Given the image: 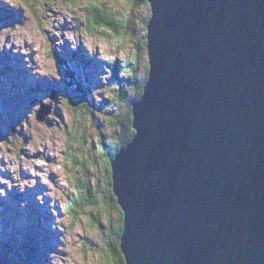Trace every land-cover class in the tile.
<instances>
[{"label":"water","instance_id":"obj_1","mask_svg":"<svg viewBox=\"0 0 264 264\" xmlns=\"http://www.w3.org/2000/svg\"><path fill=\"white\" fill-rule=\"evenodd\" d=\"M147 1L148 79L111 166L126 263L264 264V0Z\"/></svg>","mask_w":264,"mask_h":264},{"label":"rangeland","instance_id":"obj_2","mask_svg":"<svg viewBox=\"0 0 264 264\" xmlns=\"http://www.w3.org/2000/svg\"><path fill=\"white\" fill-rule=\"evenodd\" d=\"M92 2L115 13L121 35L88 28ZM150 16L138 0H0V33L13 30L0 41V264H120L109 243L124 221L102 145L117 142L130 80L146 75ZM42 106L51 109L40 120ZM89 176L88 195L107 191L73 220L70 198L88 193Z\"/></svg>","mask_w":264,"mask_h":264},{"label":"trees","instance_id":"obj_3","mask_svg":"<svg viewBox=\"0 0 264 264\" xmlns=\"http://www.w3.org/2000/svg\"><path fill=\"white\" fill-rule=\"evenodd\" d=\"M138 1H142L143 4L150 5L147 0H138ZM91 4L93 5L91 7L89 6V4L87 5L86 21H87L88 28L91 30L92 29L93 30L94 29H107V30H112V31L114 30L116 32L117 36L121 35L122 32L118 28L120 21L118 20V18L116 19V17L114 16L115 13L109 12L106 8H104V6H101L99 4H95L94 2H92ZM96 5H98V7ZM93 9L97 10L98 12L94 11ZM117 20L119 22H117ZM146 24H148V21ZM145 45L147 46V42H145ZM137 63L139 65V60H137ZM75 64H77V63H75ZM146 70H147L146 75L144 76V78L142 79L141 82L137 81L136 76L130 80V82L137 85V91H136L134 97H131V100H129V101H131V107L129 106L130 109L127 111V113L123 114V115L118 114V116H120V118H118V120L122 126L120 127V130L118 132L117 142H115L113 145H108L107 142L103 141V145H102L105 157L107 154L108 158H109V159H107V163H109L108 167L105 169V174L108 177L106 182L109 185V187L111 186L110 189L108 187L109 193L110 192L112 193L113 204H115L117 207H120V205L118 203L117 196L115 195L114 190H113V186H112L113 185V178H112V169L110 166V161H112L116 157V155L119 153V151L124 146H126L132 140V138L135 135V130L133 129V113H132L133 102L140 99V97L142 96V94L144 92L145 84H146L147 79H148L149 66H146ZM70 74H72L74 76V71H70ZM84 93H86V91H84ZM120 95L123 98L127 96L126 95V89H124L123 84H121ZM84 96H86V95H84ZM127 97H129V96H127ZM73 103L72 104L75 105L78 102L77 103L73 102ZM77 105H79L80 108H83L82 105H80V103H78ZM85 105H87V103H85ZM83 136L79 137V135H77V136L75 135V137L73 139L75 140V139L81 138L82 139L81 143H86V139H84ZM90 177L91 176H89L87 182L85 180H82V179H81L82 181L80 180L82 183V187H85V184H86V187L88 189V193H85L83 195L84 192L82 191V189H80V186L78 184V186H79L78 187V193H74V196H71V198H70L71 199L70 200L71 205H69V210L72 213L73 220H74V217L76 220L78 218V216L80 215L81 209H80V206H78V204L81 205L82 207L85 205H86V207H88L90 205L92 206V204L94 203V201L96 199L95 197H98L97 195L100 192L107 191V189L105 187H104V189L101 190V188H99L98 186H94V188L92 187L90 189L91 190L90 195H88L89 194V187L91 186L90 185V183H91ZM103 200H104V196H103ZM121 211H122V209H121ZM76 212H78V214H76ZM91 214L93 215L92 212H91ZM122 215H124V214L122 213ZM122 218L124 219L123 216H122ZM123 228H124V224L121 223V227H120L119 233L117 235V240H115V244L113 245V247H112L113 240L110 241L109 249H111V251H113V256L118 261V263L127 264L125 257H124V254H123V251H122V247H121V237H122Z\"/></svg>","mask_w":264,"mask_h":264},{"label":"clouds","instance_id":"obj_4","mask_svg":"<svg viewBox=\"0 0 264 264\" xmlns=\"http://www.w3.org/2000/svg\"><path fill=\"white\" fill-rule=\"evenodd\" d=\"M13 31L12 29H6L3 33H0V41L3 40V36L6 35L8 32ZM24 31V29L21 28H17L15 29V32H22ZM19 42V41H18ZM91 47V45H89ZM86 59V58H85ZM85 66L87 65L86 62H84Z\"/></svg>","mask_w":264,"mask_h":264},{"label":"bare ground","instance_id":"obj_5","mask_svg":"<svg viewBox=\"0 0 264 264\" xmlns=\"http://www.w3.org/2000/svg\"><path fill=\"white\" fill-rule=\"evenodd\" d=\"M12 13H15V12H12ZM79 53H81L80 51H83L82 49H80V48H78V50H77ZM11 52V51H10ZM84 52V51H83ZM85 53V52H84ZM49 73V72H48ZM36 84H39V82H37ZM35 84V85H36ZM120 205V204H119ZM121 207V206H120ZM123 251V250H122Z\"/></svg>","mask_w":264,"mask_h":264},{"label":"snow or ice","instance_id":"obj_6","mask_svg":"<svg viewBox=\"0 0 264 264\" xmlns=\"http://www.w3.org/2000/svg\"><path fill=\"white\" fill-rule=\"evenodd\" d=\"M89 6L91 7V6H93L91 3H89ZM97 7H98V5H96Z\"/></svg>","mask_w":264,"mask_h":264}]
</instances>
